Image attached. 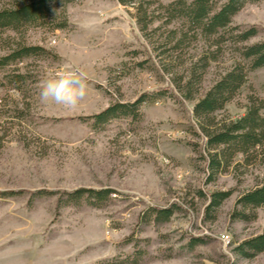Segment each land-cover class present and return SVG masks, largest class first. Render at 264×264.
<instances>
[{"label":"rangeland","instance_id":"rangeland-1","mask_svg":"<svg viewBox=\"0 0 264 264\" xmlns=\"http://www.w3.org/2000/svg\"><path fill=\"white\" fill-rule=\"evenodd\" d=\"M16 1L0 0V9ZM172 1L54 0L49 22L0 29V59L17 45L42 49L0 67V264H122L138 240L146 251L141 264H264V253L247 260L233 252L264 231V208L249 223L231 216L262 169L230 171L207 184L205 139L195 132L193 107L233 64V48L201 70V36L191 33L177 46L182 23L165 22ZM57 23L64 28H53ZM231 25L256 27L249 43L264 40V0L247 2ZM69 69L87 84L79 106L42 103L41 82ZM144 95L152 99L138 105L135 118L92 125L107 107ZM249 95L264 100V67L249 74L216 119L242 116ZM79 188L114 193L100 208L59 203L60 192ZM218 191L231 195L204 220L209 195ZM171 205L179 208L169 222L139 223L146 208ZM191 237L206 242L188 251Z\"/></svg>","mask_w":264,"mask_h":264},{"label":"trees","instance_id":"trees-1","mask_svg":"<svg viewBox=\"0 0 264 264\" xmlns=\"http://www.w3.org/2000/svg\"><path fill=\"white\" fill-rule=\"evenodd\" d=\"M54 0H17L8 8L0 9V29L19 30L23 26H39L51 19L50 3ZM75 0H61L63 4ZM121 5H133L134 0H117ZM260 0H174L165 7V22L182 23L176 45L179 46L189 34L200 35L207 48L201 55L199 67L205 70L211 62H217L219 53L230 44L235 57L233 64L213 83L208 91L193 107V116L198 123V136L205 139L204 160L208 171L206 183L228 172L243 175L242 170L258 165L263 171L261 181L251 189L243 192L236 200L232 212V220L249 223L257 218V210L264 208V100L253 95L248 96L245 113L237 119L218 120L215 114L224 110L239 91L247 84L249 74L264 67V40L249 43L257 36L256 27L241 28L232 26L233 17L247 2ZM55 29L64 28V23H57ZM215 47L214 51L211 48ZM42 49L36 46H19L0 59V67L16 63L24 58L33 57ZM195 76L197 73L194 72ZM16 82L21 80L16 75ZM198 80H201L198 77ZM164 94V90L158 91ZM190 97L189 95H187ZM147 96H141L132 104L115 103L98 115L92 117V125L97 126L115 117L137 115V107ZM188 97V98H189ZM150 98V97H147ZM191 98V97H190ZM152 99V98H150ZM84 119L85 121L90 120ZM60 194L59 203L67 205L102 207L110 201L113 190L79 188L73 191L50 192ZM13 195L15 193H8ZM200 196H205L199 192ZM231 191H218L209 195L204 220L208 219L222 203L229 198ZM177 205L166 208L148 207L140 215V224L152 223L159 226L169 222L176 213ZM211 212V213H210ZM140 240L134 246V253L122 264H141L146 251L139 247ZM205 239L191 237L186 243V249L192 251L197 245L204 244ZM240 259H253L264 253V231L249 239L243 240L233 249ZM113 264V263H112Z\"/></svg>","mask_w":264,"mask_h":264},{"label":"clouds","instance_id":"clouds-1","mask_svg":"<svg viewBox=\"0 0 264 264\" xmlns=\"http://www.w3.org/2000/svg\"><path fill=\"white\" fill-rule=\"evenodd\" d=\"M87 93V84L81 72L69 69L50 73L41 82L40 99L42 103H54L66 110H75Z\"/></svg>","mask_w":264,"mask_h":264},{"label":"built area","instance_id":"built-area-1","mask_svg":"<svg viewBox=\"0 0 264 264\" xmlns=\"http://www.w3.org/2000/svg\"><path fill=\"white\" fill-rule=\"evenodd\" d=\"M223 241L227 242V238H225L224 236L221 237Z\"/></svg>","mask_w":264,"mask_h":264},{"label":"bare ground","instance_id":"bare-ground-1","mask_svg":"<svg viewBox=\"0 0 264 264\" xmlns=\"http://www.w3.org/2000/svg\"><path fill=\"white\" fill-rule=\"evenodd\" d=\"M226 238V236H224ZM229 241V240H228Z\"/></svg>","mask_w":264,"mask_h":264}]
</instances>
